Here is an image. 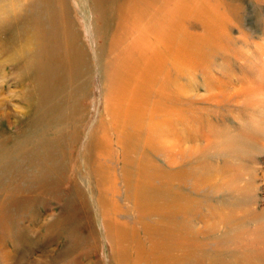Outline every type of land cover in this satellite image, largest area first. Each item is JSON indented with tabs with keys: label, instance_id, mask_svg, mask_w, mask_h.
Wrapping results in <instances>:
<instances>
[{
	"label": "rangeland",
	"instance_id": "obj_1",
	"mask_svg": "<svg viewBox=\"0 0 264 264\" xmlns=\"http://www.w3.org/2000/svg\"><path fill=\"white\" fill-rule=\"evenodd\" d=\"M26 1L0 0V264H162L157 251L137 260L121 241L134 229L147 250L146 226L158 222L173 230L166 264H264V0H186L184 18V0H172L175 53L153 37L125 38L113 16L105 28L100 0H62L78 72L57 91L72 95L58 117L20 40L28 26L17 16L6 22L36 3L23 9ZM156 106L168 118L158 123L168 155L151 157L173 173L171 196L185 203L172 221L146 216L124 191L147 136L124 141L113 132L129 109ZM105 131L109 143L96 150ZM102 175L117 185L98 186Z\"/></svg>",
	"mask_w": 264,
	"mask_h": 264
},
{
	"label": "bare ground",
	"instance_id": "obj_2",
	"mask_svg": "<svg viewBox=\"0 0 264 264\" xmlns=\"http://www.w3.org/2000/svg\"><path fill=\"white\" fill-rule=\"evenodd\" d=\"M33 1H36V3L31 8L27 9L26 12L22 10V12L19 14L17 9H15V11L13 10V15H8L6 17V22L10 21L12 17L17 16L20 19L19 22L23 21L26 26H28V30L30 31L31 35L28 37L23 36L20 38V40H26V42L28 41V45L30 47L29 49L32 48L30 50V56L31 60H33L34 62L33 66L36 69L34 72L38 76L37 79L39 78V81H41L40 93H42L41 95L44 98L52 100L53 104H51V107L52 109H54V116L58 117L59 115L56 114V111L59 108V104H61V102L65 103L66 101H68L72 95L68 94L65 97L59 98L57 91L63 85H65L66 87L68 84L71 85L72 78H74L73 74L75 75L76 72H78V67L76 63L77 61L74 59L72 54H70L72 49L69 42L70 36L68 35L65 29L64 22L60 20L61 16L58 12V9H62V0ZM33 1L27 0L26 5H24L23 9L28 8V5H30ZM113 1L114 0L107 4L105 0H100V3H98V5L101 7L98 11L99 14L104 13L105 16V28L110 30V28L108 27L110 25V18H112L113 16L115 28L120 29L121 35L125 38L127 37L129 39H132L134 42V40L136 41L143 36V39H145L146 42L149 41L152 44V42L147 38L153 37L154 41H164L168 46L167 50L171 53H175L174 43L176 37L175 32H172L174 31L175 23L177 20L175 17V13L176 9L178 8L179 12L182 13L179 15V17H182V15L183 18L187 16L188 8L185 6L187 3L186 0H184V6L177 7L176 9L169 8V5L171 4L172 0ZM102 10L104 12H102ZM0 20H3L5 22V20L2 19L1 16ZM22 28L24 31L26 30V27H24L23 25ZM2 31L6 32L5 25H3L2 27ZM184 32L185 31H181L180 35L186 37V33ZM25 33L27 32L25 31ZM107 43L110 48V51H112L114 40L109 39ZM212 47L210 46V48H207L212 50ZM113 59L115 60L114 57ZM114 64H116V62L114 63L113 61H110V64H108L110 69L112 68L113 70L111 78L115 77L117 72V67ZM104 74L105 77L108 76L107 70L104 71ZM167 80L168 78L164 76L163 79H161L160 81L156 80V83L160 87H162ZM182 92L183 91H181V93ZM169 93L170 94L166 95L165 100H168L164 102L165 104L167 102L169 104V101L173 99L171 96V92ZM158 112L159 111H157V106L153 107L152 109L140 108V111L129 109L125 117L121 120L120 125L119 123H116L115 119L111 124H117L113 132H116V134L121 132V140L124 139L125 141L128 139H134L140 134H142L143 137L147 136L146 142L144 139V142H142L140 148L139 146H137V148L142 150L140 151V154L143 156L141 158V161L139 162V165L136 164L137 167H135V169L131 172V176L129 174L126 176L124 174L123 178L127 183L126 189L124 191L132 196V198L134 199L133 203L135 204V207H140V209H144V211L147 212L144 213L146 214V216L151 217L152 215H156V217H161L162 220H165L167 218L166 220L170 219L172 221V209H182L184 208L185 203L183 202L182 204H176L175 200L171 196V191H173V189H170V184L172 182L170 183L169 180H171L170 178L173 177L171 176L173 175V173L168 171H161L159 170V168H155L154 160L151 157L152 153L155 154L157 157L161 155H168L166 152V150L168 149L167 142L161 140L162 137L158 135V129L160 127L158 123H160V125L165 124L168 118H165L166 115L158 116ZM166 113L167 115H170L171 113H173V111ZM158 117H162V119L158 120ZM147 120L149 121L147 122ZM104 123L106 122H102V124ZM108 139L109 132L105 131L104 134L101 135V137L99 138L95 149L100 150L97 148L103 147L101 146V142L107 144L109 143ZM168 159V161H170L171 163H174L173 161H177L175 157L172 159L171 154ZM171 163L168 164L170 165ZM95 170L97 177H100V172L102 171V169L97 168ZM122 179L120 181H122ZM112 180L107 175H104L101 180L103 182L98 181V186L102 184L107 185V183L117 185V182L115 181L116 179L112 178ZM144 205H146L145 208H143ZM157 224L158 225L146 226V233H149L151 237V247L147 248V250L140 249V245L137 244L138 240H136L134 236V229L133 233L125 232L121 234L122 242H124L125 244L127 243V241H129V243L131 242L129 245L130 247L128 246V248H131L133 251H136L135 257L137 260H146L148 256L151 255V253L153 254L154 251H157L158 256L152 259L161 260L162 264L169 263L170 260L164 257L167 252V249H170L169 247H171L166 246L167 244H171L169 241H167V237L169 235L168 233H166V230H170L169 232L173 230L172 228H166L164 231V229L162 230L159 227L160 223L158 222ZM117 238H120V235L117 236ZM178 238L182 237L177 236V239ZM110 248H112V246H110ZM243 256L246 261L247 258L250 260L249 255H245L244 253ZM175 257L177 258L178 255H175Z\"/></svg>",
	"mask_w": 264,
	"mask_h": 264
}]
</instances>
